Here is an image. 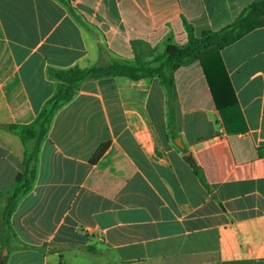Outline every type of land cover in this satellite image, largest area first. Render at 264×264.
I'll return each mask as SVG.
<instances>
[{
  "label": "crops",
  "instance_id": "crops-1",
  "mask_svg": "<svg viewBox=\"0 0 264 264\" xmlns=\"http://www.w3.org/2000/svg\"><path fill=\"white\" fill-rule=\"evenodd\" d=\"M253 1L0 0V124L35 119L50 69L131 60L132 41L161 53L186 43L185 22L216 31ZM219 55L224 116L198 60L174 71L172 98L157 76L84 81L41 142L5 264H264V26ZM22 155L0 128V216Z\"/></svg>",
  "mask_w": 264,
  "mask_h": 264
},
{
  "label": "trees",
  "instance_id": "trees-1",
  "mask_svg": "<svg viewBox=\"0 0 264 264\" xmlns=\"http://www.w3.org/2000/svg\"><path fill=\"white\" fill-rule=\"evenodd\" d=\"M187 41L184 45L167 44L161 53L144 41H132L133 59L115 57L106 64L89 66L74 65L66 69H50L49 75L57 82L54 94L44 103L35 119L28 124H0V128L16 135L22 146V170L15 176L13 187L5 194V203L0 216V264H5L7 249L4 234L11 233L10 215L17 201L31 187L35 177L37 154L46 136L55 113L74 96L86 80L104 76H126L131 79L157 76L166 87L170 98L174 94V71L183 65L198 60L207 79L213 100L224 116L225 109L236 103L219 50L251 30L264 26V0H254L229 24L216 31L206 30L195 34L192 26L184 23ZM172 127V123H169ZM172 136H175L172 133ZM106 143L95 152L91 162L102 154ZM199 181L206 186L199 167L185 154ZM5 237V236H4Z\"/></svg>",
  "mask_w": 264,
  "mask_h": 264
},
{
  "label": "water",
  "instance_id": "water-1",
  "mask_svg": "<svg viewBox=\"0 0 264 264\" xmlns=\"http://www.w3.org/2000/svg\"><path fill=\"white\" fill-rule=\"evenodd\" d=\"M175 143H176L179 147H182V145H181V143L179 142V139H178V138L175 139Z\"/></svg>",
  "mask_w": 264,
  "mask_h": 264
}]
</instances>
